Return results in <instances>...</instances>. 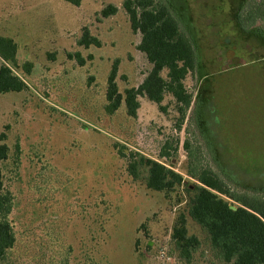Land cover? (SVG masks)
<instances>
[{
    "label": "rangeland",
    "instance_id": "1",
    "mask_svg": "<svg viewBox=\"0 0 264 264\" xmlns=\"http://www.w3.org/2000/svg\"><path fill=\"white\" fill-rule=\"evenodd\" d=\"M123 1L0 0V36L15 42L11 68L26 85L0 94V145L8 149L0 194L12 198L15 237L0 264H226L188 215L195 181L186 175V140L202 168L241 190L264 191V0H161L197 53L181 124L168 93L160 106L138 96L136 115H127L125 90L137 88L151 65ZM245 3L260 13L247 34L235 19ZM108 5L117 12L103 17ZM84 28L100 47L79 45ZM114 62L122 101L110 114ZM135 153L181 174L182 185L151 190L143 170L133 179L127 168ZM181 217L199 242L189 259L172 239ZM253 220L232 217L239 232Z\"/></svg>",
    "mask_w": 264,
    "mask_h": 264
},
{
    "label": "trees",
    "instance_id": "2",
    "mask_svg": "<svg viewBox=\"0 0 264 264\" xmlns=\"http://www.w3.org/2000/svg\"><path fill=\"white\" fill-rule=\"evenodd\" d=\"M64 1L73 6L81 3V0ZM122 8L131 30L141 36L138 50L151 65L150 71L137 88L125 90L127 115H136L139 108L138 96H145L148 101L160 106L164 95L168 93L175 100L181 124L192 102L184 80L187 75L194 73L197 66V53L192 39L182 29L179 18L169 5L161 0L157 3L154 0H124ZM258 8L254 4L245 3L237 12L235 19L242 33L250 32L257 22L260 15ZM116 12L114 5H108L101 10V15L108 17ZM78 43L86 48L91 45L101 46L100 40L90 35L87 28H84ZM16 54L15 42L0 36V94L21 92L26 88L25 83L11 68L16 64ZM75 57L82 65L83 61L78 53ZM163 72L165 76L162 75ZM116 76L117 62H114L107 80L106 111L110 114L120 107L122 101ZM183 146L189 155L186 175L195 181L192 189L194 195L189 201L190 218L207 232L212 249L224 263L264 264V191L241 190L228 175L202 168L188 140ZM7 152L6 145H0V161L7 158ZM127 170L133 179H138L140 171H145L146 187L154 191L171 192L182 185L184 180L181 174L171 168L138 153L130 156ZM2 186L0 168V191ZM11 208V196L8 193L0 194V259L6 256L15 243L14 232L7 219ZM236 213L252 217L253 223L245 225L241 232L237 231L232 223V217ZM172 239L186 259L190 258L191 251L199 245L196 237L188 235L184 217L174 226Z\"/></svg>",
    "mask_w": 264,
    "mask_h": 264
}]
</instances>
